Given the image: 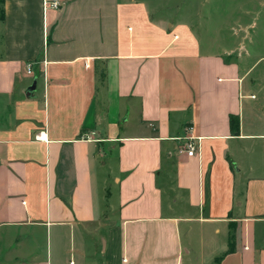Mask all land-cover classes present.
<instances>
[{"label":"crops","instance_id":"crops-1","mask_svg":"<svg viewBox=\"0 0 264 264\" xmlns=\"http://www.w3.org/2000/svg\"><path fill=\"white\" fill-rule=\"evenodd\" d=\"M46 1L0 3V264H264L232 48L144 0Z\"/></svg>","mask_w":264,"mask_h":264},{"label":"rangeland","instance_id":"rangeland-1","mask_svg":"<svg viewBox=\"0 0 264 264\" xmlns=\"http://www.w3.org/2000/svg\"><path fill=\"white\" fill-rule=\"evenodd\" d=\"M144 1L159 17L183 18L194 24L203 48H232L242 73L249 70L245 84L255 94L250 100L254 112L247 111L246 127L264 132V0Z\"/></svg>","mask_w":264,"mask_h":264},{"label":"built area","instance_id":"built-area-1","mask_svg":"<svg viewBox=\"0 0 264 264\" xmlns=\"http://www.w3.org/2000/svg\"><path fill=\"white\" fill-rule=\"evenodd\" d=\"M46 5L50 7H59L60 3L57 0H52V1H46ZM29 72H31V67L29 66L28 69ZM188 132L190 131V128H187ZM42 135H37V138H41ZM196 137L194 136H189L188 139L184 143V147L181 149L182 152H186L189 156H194L196 151H197V145L195 142Z\"/></svg>","mask_w":264,"mask_h":264},{"label":"trees","instance_id":"trees-1","mask_svg":"<svg viewBox=\"0 0 264 264\" xmlns=\"http://www.w3.org/2000/svg\"><path fill=\"white\" fill-rule=\"evenodd\" d=\"M3 0H0V3H2ZM230 126H231V131L233 134L237 135L240 132V118L238 115H231L230 116ZM233 249V238L231 237L230 239V248L229 250Z\"/></svg>","mask_w":264,"mask_h":264},{"label":"water","instance_id":"water-1","mask_svg":"<svg viewBox=\"0 0 264 264\" xmlns=\"http://www.w3.org/2000/svg\"><path fill=\"white\" fill-rule=\"evenodd\" d=\"M35 88V85L31 86L28 91H27V95L31 96V92L33 91V89Z\"/></svg>","mask_w":264,"mask_h":264}]
</instances>
